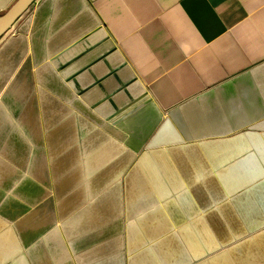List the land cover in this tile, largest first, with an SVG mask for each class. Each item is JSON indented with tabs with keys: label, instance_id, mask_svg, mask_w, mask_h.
<instances>
[{
	"label": "crops",
	"instance_id": "0c3cea01",
	"mask_svg": "<svg viewBox=\"0 0 264 264\" xmlns=\"http://www.w3.org/2000/svg\"><path fill=\"white\" fill-rule=\"evenodd\" d=\"M26 8L0 37V264H264V0Z\"/></svg>",
	"mask_w": 264,
	"mask_h": 264
},
{
	"label": "water",
	"instance_id": "95a60500",
	"mask_svg": "<svg viewBox=\"0 0 264 264\" xmlns=\"http://www.w3.org/2000/svg\"><path fill=\"white\" fill-rule=\"evenodd\" d=\"M33 0H16L8 10L0 15V37L12 25L13 21L19 16Z\"/></svg>",
	"mask_w": 264,
	"mask_h": 264
}]
</instances>
